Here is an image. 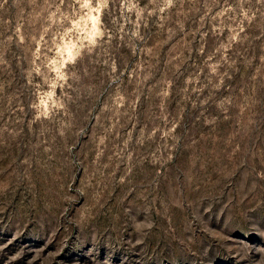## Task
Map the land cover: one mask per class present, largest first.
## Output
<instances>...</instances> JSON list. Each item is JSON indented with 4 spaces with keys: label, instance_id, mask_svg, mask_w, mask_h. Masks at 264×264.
<instances>
[{
    "label": "rangeland",
    "instance_id": "1",
    "mask_svg": "<svg viewBox=\"0 0 264 264\" xmlns=\"http://www.w3.org/2000/svg\"><path fill=\"white\" fill-rule=\"evenodd\" d=\"M0 264H264V0H0Z\"/></svg>",
    "mask_w": 264,
    "mask_h": 264
}]
</instances>
